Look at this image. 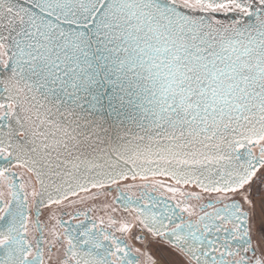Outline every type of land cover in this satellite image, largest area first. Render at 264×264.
Returning <instances> with one entry per match:
<instances>
[{"label":"snow or ice","instance_id":"obj_1","mask_svg":"<svg viewBox=\"0 0 264 264\" xmlns=\"http://www.w3.org/2000/svg\"><path fill=\"white\" fill-rule=\"evenodd\" d=\"M0 264H264V0H0Z\"/></svg>","mask_w":264,"mask_h":264},{"label":"flooded vegetation","instance_id":"obj_2","mask_svg":"<svg viewBox=\"0 0 264 264\" xmlns=\"http://www.w3.org/2000/svg\"><path fill=\"white\" fill-rule=\"evenodd\" d=\"M158 179H162V180H165L166 182H168L167 181V178H165V177H159ZM131 192L132 193H137L138 194V189L137 188H133L132 190H131ZM118 195V193L116 192V191H112L111 192V196L109 197V199L111 200V198L112 197H115V196H117ZM114 207H116V208H120L121 206L119 205V203H115L114 205H113ZM91 215H93V216H100V215H105V218H107V215L103 212V211H97V212H93V213H91ZM114 215H116L117 217H119L120 215H121V212H117V213H115ZM195 217H193V219H194ZM64 219L65 220H67L68 219V217L67 216H65L64 217ZM79 219H84V217H79ZM73 223H74V221H73ZM130 243H131V241H130ZM136 246H139V244L138 243H136Z\"/></svg>","mask_w":264,"mask_h":264}]
</instances>
